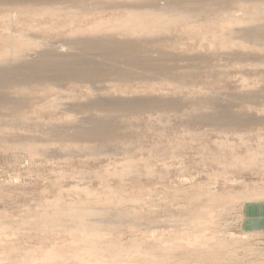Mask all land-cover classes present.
Wrapping results in <instances>:
<instances>
[{
  "label": "rangeland",
  "instance_id": "rangeland-1",
  "mask_svg": "<svg viewBox=\"0 0 264 264\" xmlns=\"http://www.w3.org/2000/svg\"><path fill=\"white\" fill-rule=\"evenodd\" d=\"M0 264H264V0H0Z\"/></svg>",
  "mask_w": 264,
  "mask_h": 264
}]
</instances>
